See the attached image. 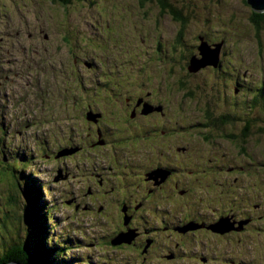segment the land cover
Wrapping results in <instances>:
<instances>
[{"label":"flooded vegetation","instance_id":"obj_1","mask_svg":"<svg viewBox=\"0 0 264 264\" xmlns=\"http://www.w3.org/2000/svg\"><path fill=\"white\" fill-rule=\"evenodd\" d=\"M151 1L153 0L146 2ZM172 3L175 5L174 1ZM175 9L183 15V19H177L175 14L167 12L184 26L190 18L181 8ZM89 24L96 29L98 23L94 20V23ZM70 29L80 32L76 26L70 25ZM181 33L183 32L178 35ZM113 34L115 38H107L111 41V46L108 44L102 50L106 57L104 60L98 56L88 61L82 58L79 50L83 46L73 36L75 45L73 53L70 51L72 55L56 59L60 51L53 52L49 49L45 41L49 35L43 29L37 32L38 47L31 51L34 56L30 57L28 49L24 51L35 64L36 87L33 86V89L39 96L36 100L42 101V104H33V113L30 117L27 116L28 124L25 127L31 130L29 141L33 137H39L36 148L41 156L35 153L36 162L44 163L46 157L54 164L50 179L42 181L43 187L54 193V197L52 195L50 198L53 202L51 207L61 211L63 208L70 209L71 215H67L69 218L72 216L77 221L94 225L98 230V244L91 243V247L100 245L117 250L121 244L115 245L114 241L122 235L126 240L121 246L136 248L137 244H142L143 251L139 254L141 258H136L138 262L152 260L173 263L180 256L179 249H183L187 243L198 238L200 243L206 245L209 238L217 239L224 245L223 254L231 248L239 253L237 255L230 251L229 258L234 256L233 259L217 253L210 255L211 258H221L219 261H227L229 264H244L242 248L259 244L262 234L259 223L264 220V210L261 211L264 208V192L260 190L255 175L245 172L243 165L227 161L225 153L218 150L219 146L211 144L220 139L230 142L238 149V153L243 151L248 143L247 139L252 136L250 129L255 121L246 118L239 132H227L228 127L236 123L240 115L225 113L215 116L210 107L202 105L198 109L202 113L201 121H195L193 117L197 106L192 111L193 114L186 117V110L179 104L172 108L175 98L168 88H151L153 78H158L157 74L163 63L171 61L172 57L179 63L177 54L173 51L175 39L170 44V41L157 38L152 42L155 46L150 47L145 38L143 42L136 37L129 45L125 43L120 47L116 39L123 35L118 31L116 34L114 29ZM178 38L177 41L181 43L182 40ZM199 38L201 41L204 37ZM124 40L125 37L122 41ZM207 43L210 45L209 41ZM224 53L225 51L219 57V65H213L211 69L216 70L223 65L226 72L227 67L237 70L226 65ZM189 55L191 58L196 53L193 55L190 52ZM20 60L23 63L21 58ZM71 60L72 65H69ZM103 61L106 65L113 64L118 76L125 78L129 84L114 90L108 84L97 83L98 88H106L110 93H115L114 96L99 97L97 93L91 99L81 98L75 108L79 113L71 118L72 121L65 120L64 125H52L50 116L45 118L44 115L45 110L48 112L46 97L50 84L49 72H54L56 67L61 69L62 86L54 99L60 97L65 101L64 85L69 84V67L85 71L80 83L85 90L90 91L100 77H97L92 86H87L82 81L87 71L96 72L99 68V74L104 77ZM228 62L232 63L229 59ZM171 66L175 70V63ZM23 71L20 64L18 73L21 82L25 79ZM187 71L190 73V70ZM229 73L231 78H236L235 72ZM177 81L179 85L182 84L180 89L196 100L195 89L190 86L187 78ZM27 83L31 85L30 80ZM248 85L246 83L243 87L242 81L235 82L233 89L226 91L222 100H227L231 108L240 105L241 109L243 92L246 91L247 94L252 90ZM257 88L255 94L264 95V89L259 86ZM238 94L239 101L237 97H232ZM252 106L254 104L250 103L246 108ZM176 116L184 124H180L179 120L175 121ZM227 117V122H216V118L226 120ZM212 120L216 123L209 124ZM34 128L38 129L37 132ZM244 131L248 132L246 139L242 137ZM245 173L251 178V182L245 186L244 191ZM35 176L38 177L37 171ZM27 191L31 196L35 195L32 186ZM163 202L170 205L175 202V212L182 210L192 213L181 216L179 220H175V216L167 217L161 211ZM46 212L50 216V211ZM161 217L163 223L159 226L158 220ZM222 219L226 220V225ZM169 220H175V223H167ZM216 224L221 226L216 228ZM186 226H189L187 231ZM191 253L187 258L192 260L194 252ZM193 259L197 260L199 257L194 256ZM201 261L207 262V257H202Z\"/></svg>","mask_w":264,"mask_h":264},{"label":"rangeland","instance_id":"obj_2","mask_svg":"<svg viewBox=\"0 0 264 264\" xmlns=\"http://www.w3.org/2000/svg\"><path fill=\"white\" fill-rule=\"evenodd\" d=\"M172 1L175 2V7L181 8L190 18L184 26L176 22L175 17L165 11L157 0L149 3L144 0H71L66 7L60 3V0H0V256L9 246L19 244L28 237L25 233V225L26 217L30 214L32 198L26 197L25 193L28 187L33 185L40 193H43L42 215L45 214V210L50 211V218L45 222V226L50 227L51 241L45 243L52 249L48 259L50 264H229L227 261H219L221 258L213 259L210 255L217 253L229 258L230 251L239 255L235 248L223 254L224 245L217 239L209 240V238L206 245L200 243L198 238L187 243L183 249H179L180 256L173 263L152 260L138 262L136 258H141L139 254L143 251L142 244H137L136 248L121 246L125 242L123 241L118 244L121 245L117 250L111 247H100V245L90 248L91 243L98 244L97 228L87 222L77 221L72 216L69 218L67 215H71L70 209L63 208L61 211L59 208L55 210L51 207L53 202L50 198L52 195V198L54 197V193L49 192L47 187H43L42 181L50 179L49 175L54 164L46 157H44V163L36 162L35 153L41 156L36 148L39 137H33L29 141L31 130L25 127L28 124L27 116L30 117L33 113V104H42L40 99L36 100L39 98L37 91L33 89V86L36 87L34 81L36 68L33 61L29 60L31 56H34L31 51L38 47L39 29H43L44 33L49 35L45 38L49 49L53 52L60 51L56 59H64L72 55V48L75 45L73 37H75L83 46L80 50L76 47L82 58L88 61L98 56L104 60L106 57L102 50H105L108 44L111 46L112 43L107 38H115L113 29L116 34L118 31L123 35L116 39L120 47H123L125 43L129 45L136 37L143 42L145 38L150 47L155 46L152 42L157 38L170 41V44L175 39L173 51L175 55L177 54L176 59L179 63L175 62L174 57L170 59L171 61L163 63L157 74L158 78H153L151 88H168L169 93H172L175 98L172 108L179 104L186 110V117L193 114L192 111H195L197 106L193 115L195 121L196 119L201 121L202 113L198 111L202 108L201 105L210 107L215 116L225 113L240 115L239 119H234L236 123L231 124L227 132H239L246 118L255 121V125H252L250 129L252 136L247 139L248 143L243 151L238 153V149L230 142L220 139L211 145L219 146L218 150L225 153L227 161L243 165L245 172L249 171L255 175L260 190L264 192V95L255 94L258 86L264 89V25L261 26L260 36L257 37L258 29L250 20L253 9L245 0ZM94 20L98 23L96 29L89 24L94 23ZM70 25L78 27L80 32L70 29ZM181 31L183 33L178 35ZM199 36L209 41L212 48L217 49L216 45H218L220 56L225 51L226 65L233 66L237 70L227 67L228 72H226L223 70L225 68L223 65L214 70L211 69L213 65H208L195 72L191 71L193 57L190 58L189 53H200L199 58H203L197 48L207 42L204 38L200 41ZM124 37L125 40L122 41ZM177 38L182 42L179 43ZM106 40L107 42H104ZM26 49L29 50V58L24 52ZM20 58L23 63H20ZM209 59L207 58L206 61ZM228 59L232 63H229ZM103 63L104 77L99 74L101 72L99 68L96 72L87 71L82 81L87 86H92L97 81V77H100L90 91L85 90L80 83L85 71L69 67V84L64 85L65 101L60 97L54 99L57 90L62 86L61 69L56 67L54 72H49L50 84L46 97L48 112L46 113L47 110H45L44 115L45 118L50 116L52 125L56 126L60 123L64 125L65 120L72 121L71 118L79 113L75 108L81 98L91 99L97 93L99 97L114 96L115 93H110L106 88H98L97 83L108 84L114 90L129 84L125 78L118 76L117 68L113 64L106 65L105 61ZM174 63L175 70H172L171 65ZM20 64L25 76L22 82L19 81L18 73ZM68 64L72 65V60ZM229 71L235 72V79L230 77ZM180 78H187L190 86L194 87L197 101L180 89L182 84L179 85L177 81ZM28 80L31 81L30 86L27 83ZM240 81L243 82V87L247 83L252 90H249L247 94H245L246 91L243 92L241 109L240 105L237 108L233 106L231 108L227 100H222L223 95L226 91L233 89L235 82ZM252 92H254L253 96ZM232 97H237L239 101L240 94ZM250 103L254 106L246 108V105ZM176 120L184 124L179 116H176ZM34 129L37 132L38 129ZM19 131H22V134H19ZM56 132L58 135V129ZM218 154L220 155V151ZM34 169L38 172V177L35 176ZM29 177L36 178L30 180ZM27 182H29L28 187ZM249 182L251 178H248L245 173L244 191ZM19 183L25 188L22 189L23 192L20 190ZM23 207H27L26 213H23ZM175 209V202L174 205L163 202L161 211L167 217L175 216V220L192 213V211H179V209H177L179 212H175ZM263 210L264 208L261 211ZM161 218L158 220L159 226L163 223V217ZM175 220H169L167 223H175ZM222 221L226 225V220L222 219ZM259 226L262 233L259 244L241 250L245 255L244 264L245 262L264 264V220L260 221ZM191 251L194 252L191 255L192 260L187 258L188 254H192ZM194 256L199 259L194 260ZM202 257H207V262L202 263ZM233 258L234 256L229 259Z\"/></svg>","mask_w":264,"mask_h":264},{"label":"trees","instance_id":"obj_3","mask_svg":"<svg viewBox=\"0 0 264 264\" xmlns=\"http://www.w3.org/2000/svg\"><path fill=\"white\" fill-rule=\"evenodd\" d=\"M61 4L68 5L71 0H60ZM144 1H150V0H144ZM159 4L164 8L165 11H169L173 13L174 16L178 19H183V15L180 14L175 9V5L172 3V0H157ZM247 3V1L245 0ZM248 4V3H247ZM254 13L252 12L251 15V22L254 24L255 28L258 29L257 37L260 36L261 33V26L264 25V12H257L253 10ZM199 52V49H198ZM198 54V53H197ZM197 54L195 57H197ZM194 55V53H193ZM228 118V117H227ZM228 119H217L216 122L223 123L227 122ZM214 120L210 121L209 124H214L216 123ZM247 133L244 131L242 137L243 139L247 138ZM30 178V177H29ZM32 184V183H31ZM27 187L29 186V182H27ZM20 190L21 192L22 189H25L24 186L19 183ZM35 195L31 196L29 191H26L25 196L26 197H31L32 198V204L30 206V214L28 217H26V231L25 233L28 234V237L26 240L19 242V244H14L12 246H9L6 251L4 249L3 255L0 256V264H8L11 262H17L19 264H50L48 260L49 259V254L52 252V249L47 247L45 243H49L50 240V227L45 226V222L47 219H49V215L45 214L42 215V197L43 193L39 192L36 190L34 186H32ZM41 187V186H39ZM30 190L31 187H28ZM28 195V196H27ZM27 207H23V213H26ZM49 221V220H48ZM47 234V235H46ZM32 235H33V240H32ZM47 236V237H46ZM46 239V240H45ZM6 248V247H5ZM92 248V247H90ZM55 264V263H54Z\"/></svg>","mask_w":264,"mask_h":264},{"label":"water","instance_id":"obj_4","mask_svg":"<svg viewBox=\"0 0 264 264\" xmlns=\"http://www.w3.org/2000/svg\"><path fill=\"white\" fill-rule=\"evenodd\" d=\"M247 3L252 7L253 10L257 11V12H264V0H246ZM216 50H213L211 45H209L207 42L203 43L202 47H200V52L203 58H198V57H193L191 59V67L190 70L191 71H197L199 69H201V67H205L208 65H214L217 66L219 65V53L215 52ZM205 53H207L209 55V60L206 61L205 60ZM191 225V224H190ZM220 224H216V228L220 227ZM214 226H212L213 228ZM189 228V226H186L185 229L187 230ZM219 232V230H218ZM225 232V231H224ZM121 240V241H120ZM126 238L124 236H122L121 238H118L117 241H115V245H118L120 242L125 241ZM8 264H19L17 262H11Z\"/></svg>","mask_w":264,"mask_h":264},{"label":"bare ground","instance_id":"obj_5","mask_svg":"<svg viewBox=\"0 0 264 264\" xmlns=\"http://www.w3.org/2000/svg\"><path fill=\"white\" fill-rule=\"evenodd\" d=\"M217 46V49L216 48H212L213 50H216L215 52L216 53H219V55H220V47L218 46V45H216ZM199 51H200V48H199ZM207 58H209V55H207V53H205V60L207 59ZM34 178H36V177H34Z\"/></svg>","mask_w":264,"mask_h":264}]
</instances>
